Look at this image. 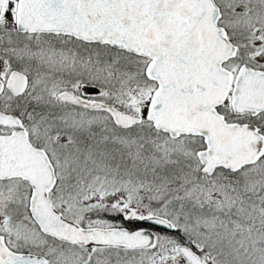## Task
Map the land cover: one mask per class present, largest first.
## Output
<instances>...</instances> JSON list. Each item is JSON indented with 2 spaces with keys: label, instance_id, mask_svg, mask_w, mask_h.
<instances>
[{
  "label": "snow or ice",
  "instance_id": "6c2138e0",
  "mask_svg": "<svg viewBox=\"0 0 264 264\" xmlns=\"http://www.w3.org/2000/svg\"><path fill=\"white\" fill-rule=\"evenodd\" d=\"M0 264H264V0H0Z\"/></svg>",
  "mask_w": 264,
  "mask_h": 264
}]
</instances>
